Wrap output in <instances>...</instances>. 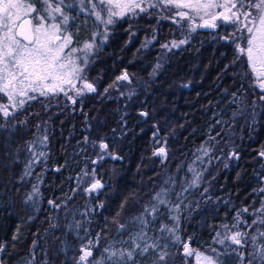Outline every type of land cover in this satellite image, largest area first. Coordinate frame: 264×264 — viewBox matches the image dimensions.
Returning a JSON list of instances; mask_svg holds the SVG:
<instances>
[{
  "label": "trees",
  "instance_id": "16d2710c",
  "mask_svg": "<svg viewBox=\"0 0 264 264\" xmlns=\"http://www.w3.org/2000/svg\"><path fill=\"white\" fill-rule=\"evenodd\" d=\"M69 5H63L68 32L82 46L97 22L80 4ZM174 14L161 7L126 16L111 26L106 41L97 38L86 70L95 92L85 91L76 103L64 93L38 96L14 116L0 117V264H76L88 240L98 241L93 261L106 247L130 248L138 232L151 243L176 223L173 217L181 239L192 238L194 253L215 249L218 264H264L253 258L264 243L258 234L264 226L252 225L253 210L264 202V93L243 75L248 66L236 60L235 46L221 39L231 25L218 21L216 29L191 31L188 21L165 18ZM178 40L187 42L172 47ZM125 73L128 80L116 79ZM161 147L166 155H154ZM40 152L45 156L25 176L26 164ZM96 179L103 188L85 191ZM34 185L39 194L28 200ZM157 193L168 203L154 199ZM244 208L249 211L238 218ZM136 218L146 221L143 227ZM238 219L247 223L233 227ZM235 231L249 239L217 242L218 232ZM170 251L168 264H196L182 247ZM156 259L150 250L135 264Z\"/></svg>",
  "mask_w": 264,
  "mask_h": 264
},
{
  "label": "snow or ice",
  "instance_id": "6c2138e0",
  "mask_svg": "<svg viewBox=\"0 0 264 264\" xmlns=\"http://www.w3.org/2000/svg\"><path fill=\"white\" fill-rule=\"evenodd\" d=\"M88 3L91 5V15L95 17L98 30L92 34L91 42H86L82 48L77 49L69 48L73 39L68 32L69 16L61 7L65 4V0H56L55 4L52 0H27V2L26 0H0V100L7 99V103H0V117L6 120L14 116L38 96L48 97L64 93L73 103H76L73 96L69 95V89L75 93L76 97L83 96L85 91L95 92L94 84L86 82L88 80L86 68L89 63L87 57L92 50L98 48L96 39L99 38L101 43L106 41L111 26L118 19L126 16L135 17L140 13H147L150 9L161 7L175 12L174 15L165 18L172 19L177 24L188 21L191 31H195L196 28L216 29L218 21L231 25L233 31L221 39L235 46L236 60L243 59L248 66V72L243 75L245 77L251 75L253 80L251 87L258 88L264 93V0H88ZM37 4L40 6L36 7ZM80 4L83 7L85 0H80ZM67 6L71 7V5ZM197 19L201 23L197 24ZM186 42V40H180L178 43L173 41L171 46L179 47ZM162 47L167 48L168 45H162ZM65 49H69L66 54ZM77 52L81 53L83 58L74 56ZM159 67L158 64L157 68ZM116 79L128 80L129 77L125 73ZM77 80L84 82L79 88L75 84ZM107 90L105 89L106 92ZM233 95L235 96V93ZM259 99L264 101V94ZM26 122V120L19 121L20 124ZM3 127L4 125L0 124V128ZM46 140L45 136L38 142L43 144ZM35 143L37 141H33V144ZM99 147L107 149L108 146L100 143ZM29 150L32 151L31 147ZM154 155H166L165 148H159ZM259 155L264 157V151H261ZM42 156H45V153L40 152L38 156L34 153V159H30L25 166V176L31 175L29 170ZM84 175L87 176L88 173ZM23 178L22 176L21 179ZM198 179L199 174L193 179L192 185H195ZM103 186L101 181L96 179L85 191H95ZM260 191L264 192V189ZM162 193L167 195V190L162 189ZM38 194L39 189L34 185L33 192L27 199L32 200L33 196ZM160 197L161 193H157L154 199L160 204L168 203ZM49 203L54 202L49 201ZM55 206L59 207L58 204ZM173 207L179 210L180 205L175 204ZM157 210L156 205H153L152 211ZM248 211V208L242 209L237 213V217ZM253 211L257 215L252 220V225L264 226V202L261 203L260 208ZM136 219L140 220L142 227L146 223L142 218ZM178 219L173 217L176 223L172 227L164 226L161 229V236L152 238L151 243L147 242L146 233L138 232L130 238V248L114 250L106 247L104 254L93 261L89 258L93 256L92 248L98 244V241L88 240L87 245L81 247V255L76 264H129V262L135 264L137 255H144L150 250L157 252V259L153 261V264H168L173 256L170 248L176 246L183 248L185 256L195 255L197 264H218L220 253L215 249H209V254L194 253L190 248L192 238L189 237L188 241L181 239ZM241 223L247 222L238 219L233 227H238ZM76 226L79 228V223ZM119 228L123 229L125 225L120 224ZM225 228L230 231L227 225ZM163 233H168V237L164 238ZM258 234L264 238V231ZM13 239L16 237L14 236ZM161 239H165L163 244L160 242ZM248 239V233L243 231H235L230 236L224 237H221V233L218 232L216 236L219 244H225L226 240H231L235 245H241ZM250 239L253 244L257 243L256 235H252ZM33 244L35 245V241ZM3 250L4 245L0 244V251ZM256 257L264 261V243L259 244L256 249L253 258ZM24 264H31V261H25Z\"/></svg>",
  "mask_w": 264,
  "mask_h": 264
},
{
  "label": "rangeland",
  "instance_id": "374dc122",
  "mask_svg": "<svg viewBox=\"0 0 264 264\" xmlns=\"http://www.w3.org/2000/svg\"><path fill=\"white\" fill-rule=\"evenodd\" d=\"M26 2H27V0H26ZM55 2H56V0H52V3H53V4H55ZM65 2H66L67 5H69V3H70V4H73V3H78V4H80V0H65ZM61 7L63 8V5H61ZM79 9H80L81 11H83V12L91 13V5L88 3V0H85V5H84L83 7H82L81 4H80ZM218 11H222V10L218 9ZM65 14H66V13H65ZM196 22H197V23H201V21H200L199 19H197ZM68 30H69V29H68ZM69 34L72 35V39H73V42H72L71 45H69V48H77V49L82 48L83 45H82V46L79 45L78 41L76 40V39H77L76 36H74L73 33H69ZM179 41H180V40H178V41H176V42L178 43ZM87 42H91V41H87ZM99 43H100V42H99ZM68 51H69V49H65V54H66ZM92 52H93V50H92L90 53H92ZM74 56H81V58H82V54L79 53V52L75 53ZM81 67H83L82 64H81ZM86 70H87V68H86ZM86 82H87V81H86ZM82 83H84V82H83V81H79V80L75 81V84H76V86H77L78 88L81 86ZM68 92H69V95L73 96V98L75 99V97H76V96H75V93H74L71 89H69ZM67 97H68V96H67ZM2 103H7V99H6L5 102H2ZM195 262H196V264H197L196 257H195Z\"/></svg>",
  "mask_w": 264,
  "mask_h": 264
}]
</instances>
